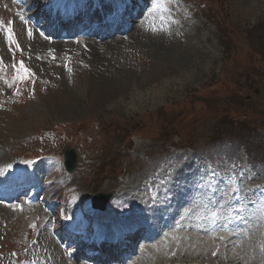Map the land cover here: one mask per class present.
<instances>
[{"label": "rangeland", "instance_id": "obj_1", "mask_svg": "<svg viewBox=\"0 0 264 264\" xmlns=\"http://www.w3.org/2000/svg\"><path fill=\"white\" fill-rule=\"evenodd\" d=\"M177 10L183 24L174 23L164 37L172 40L171 53L157 51L163 34L134 33L105 46L99 43L96 50L79 45L73 50L75 75L51 68L44 59L34 61L31 69L40 76L35 98L0 108V174L7 172L8 164H22V180L39 178L44 183L41 195L59 208L70 197L114 192L108 205L114 214L145 223L160 211L193 209L194 199L206 191L203 184L197 185L202 174H220L214 178V193L220 177L235 179L240 163L247 160L245 151L232 140L205 150L207 134L201 132L207 127L209 131L215 119L207 115L204 101L210 93L231 95L239 86L238 94L250 96L251 110L263 111L253 119L264 127V87L257 85L260 76L248 75L255 67L264 68V0H180ZM203 11L215 22L208 23ZM232 110L240 111L236 105ZM166 117L176 120L181 140L164 126ZM130 136L126 148L132 153L122 142ZM67 146L77 154L76 168L69 174L62 163ZM251 158L264 163L257 151ZM237 180L241 184L248 178L241 174ZM250 180L258 196L254 207L261 208L264 167ZM47 216L41 205L0 207V264L19 259L31 264L81 263V237L71 261L64 253L62 259L50 237L44 238L45 245L54 250L41 246L43 230L59 227L52 219L43 228ZM178 238L188 246L178 247L175 258L170 252L160 258L150 253L140 264H264V237L241 246L225 236L222 241L207 238L203 244L191 234ZM47 251L60 254L59 259L50 258Z\"/></svg>", "mask_w": 264, "mask_h": 264}, {"label": "trees", "instance_id": "obj_2", "mask_svg": "<svg viewBox=\"0 0 264 264\" xmlns=\"http://www.w3.org/2000/svg\"><path fill=\"white\" fill-rule=\"evenodd\" d=\"M260 61L264 63V54L260 55ZM248 75L260 76L257 85L264 87V78H261V75L264 76V68L258 70L255 67ZM249 82L250 80L248 77V83ZM253 83L256 84V82ZM238 87L237 89L242 90V88ZM236 90L233 89L231 95L223 94L224 92L212 93L204 101V104L207 115L215 119V123H212L210 130L213 133L212 140L217 142L226 138H231L235 141H239L240 145L246 150L253 146L254 139L258 135V125L250 117H257L263 111L258 112L256 110H251V100H246V97H241ZM235 105L237 106V111H240L239 113H235V116H231L230 114L232 112H236V110H232ZM184 114L185 113H181L178 117ZM243 117L245 119H243ZM163 123L164 126L171 131L173 136L179 134L178 127L175 126L176 120L172 121V119L166 117L163 118ZM204 131L207 132L206 130Z\"/></svg>", "mask_w": 264, "mask_h": 264}, {"label": "snow or ice", "instance_id": "obj_3", "mask_svg": "<svg viewBox=\"0 0 264 264\" xmlns=\"http://www.w3.org/2000/svg\"><path fill=\"white\" fill-rule=\"evenodd\" d=\"M169 0H153V5H152V11L155 12L158 9H161L164 4L168 3ZM175 22V21H173ZM10 31V29H9ZM153 32L157 31L155 28L152 29ZM9 40H11V36H9ZM14 69H16V66H13ZM19 73H23V75L19 76L20 80H24L26 77L29 76V72L28 69L25 68L23 62L21 61L19 64V69L17 70ZM220 174L218 172H216L215 170H211L210 175L208 173L202 174L201 178L199 181H197V185L198 187L203 184L206 191L205 194H207V190L210 189L212 192H215L216 186H215V181L214 178L219 176ZM229 187L231 188V180L228 181ZM236 191H239L238 189ZM227 195L231 196V191H229L227 193ZM219 207L223 208L224 205H219ZM261 208H264V203L261 204ZM239 212V210L237 209V213ZM210 219L212 220V222H216V220L218 219V213L216 211H212L210 213ZM228 219H231V217H229Z\"/></svg>", "mask_w": 264, "mask_h": 264}, {"label": "bare ground", "instance_id": "obj_4", "mask_svg": "<svg viewBox=\"0 0 264 264\" xmlns=\"http://www.w3.org/2000/svg\"><path fill=\"white\" fill-rule=\"evenodd\" d=\"M172 36V35H171ZM172 40L170 38H162V42L158 43V45L156 47H158V52L160 53H171V50L174 49V47L172 46ZM120 44V43H119ZM174 57V56H173ZM14 171H16V167H14ZM69 185V184H68ZM99 217V216H98ZM100 219L101 218V215L99 217ZM105 220H108L109 217H104ZM48 243V242H47ZM55 247V246H52V248ZM54 250V249H53ZM58 254V253H57ZM202 263V262H201ZM106 264V263H105Z\"/></svg>", "mask_w": 264, "mask_h": 264}, {"label": "water", "instance_id": "obj_5", "mask_svg": "<svg viewBox=\"0 0 264 264\" xmlns=\"http://www.w3.org/2000/svg\"><path fill=\"white\" fill-rule=\"evenodd\" d=\"M68 153H71L70 149H68L67 152H66V160H68ZM71 157H72L71 161L67 163L68 164L67 168H68L69 171H71L74 168V166H75V156H74V154H71Z\"/></svg>", "mask_w": 264, "mask_h": 264}]
</instances>
